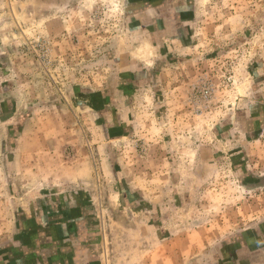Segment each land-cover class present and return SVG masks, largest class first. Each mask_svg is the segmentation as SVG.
<instances>
[{"label":"rangeland","instance_id":"374dc122","mask_svg":"<svg viewBox=\"0 0 264 264\" xmlns=\"http://www.w3.org/2000/svg\"><path fill=\"white\" fill-rule=\"evenodd\" d=\"M151 1L0 0V77L45 175L92 178L104 264H213L264 219V0Z\"/></svg>","mask_w":264,"mask_h":264},{"label":"crops","instance_id":"0c3cea01","mask_svg":"<svg viewBox=\"0 0 264 264\" xmlns=\"http://www.w3.org/2000/svg\"><path fill=\"white\" fill-rule=\"evenodd\" d=\"M166 7L165 17L155 16L159 29H173L182 22L183 13L174 1ZM9 28L8 22L0 24V33L11 35ZM176 33L182 35V30ZM12 54L6 55L0 47V64ZM0 69V74L8 70L1 65ZM14 83L9 76L0 77V105L8 107L0 112V120L8 126L19 119L25 121L18 129H0L2 135L13 137V143L4 146V159L0 160L7 175L0 178L7 185L0 192V200H5L0 202V264H104V228L94 205L95 194L90 190L92 178L79 175L76 165L64 166L70 172L64 177L62 165L57 163L49 167L54 175H45L49 171L43 169L44 150L24 143L27 121L36 112L30 116L28 111L17 110ZM48 147L49 153L53 152V146ZM44 185L50 189H42ZM215 257L213 264H264V219L221 243Z\"/></svg>","mask_w":264,"mask_h":264},{"label":"water","instance_id":"95a60500","mask_svg":"<svg viewBox=\"0 0 264 264\" xmlns=\"http://www.w3.org/2000/svg\"><path fill=\"white\" fill-rule=\"evenodd\" d=\"M152 3H153V2L150 0V4H151V5H152ZM150 4H149V5H150Z\"/></svg>","mask_w":264,"mask_h":264}]
</instances>
